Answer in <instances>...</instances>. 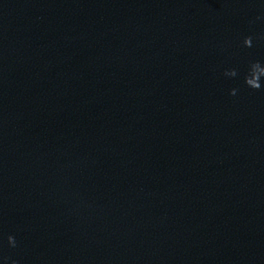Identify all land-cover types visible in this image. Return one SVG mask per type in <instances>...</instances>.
I'll return each instance as SVG.
<instances>
[{
    "label": "water",
    "instance_id": "water-1",
    "mask_svg": "<svg viewBox=\"0 0 264 264\" xmlns=\"http://www.w3.org/2000/svg\"><path fill=\"white\" fill-rule=\"evenodd\" d=\"M255 61L264 0H0V264H264Z\"/></svg>",
    "mask_w": 264,
    "mask_h": 264
},
{
    "label": "clouds",
    "instance_id": "clouds-1",
    "mask_svg": "<svg viewBox=\"0 0 264 264\" xmlns=\"http://www.w3.org/2000/svg\"><path fill=\"white\" fill-rule=\"evenodd\" d=\"M260 19V17H257ZM243 47L250 48L253 46V38L251 36L246 37L243 42ZM224 76L234 78L238 75L235 69L225 71L223 73ZM264 80V64L259 61H255L249 64L248 70L244 75V85L251 89L252 91H259L262 86L261 81ZM237 93L236 89H232L229 92L230 96H235ZM7 243L10 248H15L17 246V242L13 236L7 237ZM12 264H16L15 261H12Z\"/></svg>",
    "mask_w": 264,
    "mask_h": 264
}]
</instances>
